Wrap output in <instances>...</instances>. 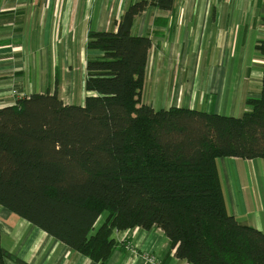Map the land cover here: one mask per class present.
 Returning a JSON list of instances; mask_svg holds the SVG:
<instances>
[{"label":"trees","instance_id":"16d2710c","mask_svg":"<svg viewBox=\"0 0 264 264\" xmlns=\"http://www.w3.org/2000/svg\"><path fill=\"white\" fill-rule=\"evenodd\" d=\"M174 1L130 4L116 32L88 33L83 106L56 90L0 109V206L100 264L134 228L161 230L188 264H264V233L229 215L216 165L264 158V65L241 117L143 104L152 41L133 25Z\"/></svg>","mask_w":264,"mask_h":264},{"label":"crops","instance_id":"0c3cea01","mask_svg":"<svg viewBox=\"0 0 264 264\" xmlns=\"http://www.w3.org/2000/svg\"><path fill=\"white\" fill-rule=\"evenodd\" d=\"M140 1L0 0V109L56 90L66 105L75 104L76 28L84 27L85 67L88 33L116 32L128 6ZM132 33L152 41L141 101L155 110L235 117L247 111V99L260 96L264 56L256 46L264 39V0H175L172 10L139 15ZM237 53L261 56L236 61ZM216 165L229 215L264 233V158L224 157ZM0 232L9 255L3 264H100L2 206ZM114 239L105 264H146V253L161 264H188L159 229L134 228Z\"/></svg>","mask_w":264,"mask_h":264},{"label":"rangeland","instance_id":"374dc122","mask_svg":"<svg viewBox=\"0 0 264 264\" xmlns=\"http://www.w3.org/2000/svg\"><path fill=\"white\" fill-rule=\"evenodd\" d=\"M83 26L78 25L76 28V36H74V42H75V47H74V52L73 50L70 52V57L71 61L75 63V70L74 73L76 72L75 76V92H76V103L73 105H80L81 97L83 92L85 91L84 89V83L86 79V66L84 67V61H83V56L85 54V47H84V38L82 37V32H83ZM73 33V32H72ZM73 39V37H72ZM82 56V58H81ZM236 56V61L237 60H247L250 61L256 56H261L259 53L255 55V53H248V54H240L237 53L235 54ZM82 60V61H81ZM85 68V70H84ZM241 115V114H240ZM235 116V117H241V116ZM105 218L102 217L97 224V229L104 223Z\"/></svg>","mask_w":264,"mask_h":264},{"label":"built area","instance_id":"2783aa9c","mask_svg":"<svg viewBox=\"0 0 264 264\" xmlns=\"http://www.w3.org/2000/svg\"><path fill=\"white\" fill-rule=\"evenodd\" d=\"M126 248L128 250H132L131 244L130 243L126 244ZM142 258L146 264H161L159 259L154 254L151 253L144 254Z\"/></svg>","mask_w":264,"mask_h":264}]
</instances>
